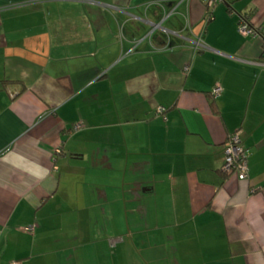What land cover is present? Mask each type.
Masks as SVG:
<instances>
[{
  "label": "crops",
  "instance_id": "1",
  "mask_svg": "<svg viewBox=\"0 0 264 264\" xmlns=\"http://www.w3.org/2000/svg\"><path fill=\"white\" fill-rule=\"evenodd\" d=\"M214 10L0 0V264H264V0Z\"/></svg>",
  "mask_w": 264,
  "mask_h": 264
},
{
  "label": "built area",
  "instance_id": "2",
  "mask_svg": "<svg viewBox=\"0 0 264 264\" xmlns=\"http://www.w3.org/2000/svg\"><path fill=\"white\" fill-rule=\"evenodd\" d=\"M221 2L223 0H204L205 4L207 5V8L209 11L214 10L217 3ZM242 31L246 35L250 34H257L259 31L251 24V22L244 18L243 23L241 26ZM199 48H205L203 44L199 42V45L197 46ZM222 88L218 87L215 89V94L216 96L220 94ZM166 113V108L163 106H160L156 110V114H161L164 115ZM227 146V152H226V158H225V163H224V171L227 173L239 172L240 179H247L249 174H248V169H247V164L245 161V153L246 149L241 144L239 134H234L233 138L231 137L230 140L226 143ZM61 150H58V153H60ZM17 264V263H13Z\"/></svg>",
  "mask_w": 264,
  "mask_h": 264
},
{
  "label": "trees",
  "instance_id": "3",
  "mask_svg": "<svg viewBox=\"0 0 264 264\" xmlns=\"http://www.w3.org/2000/svg\"><path fill=\"white\" fill-rule=\"evenodd\" d=\"M214 14H215V10H211V11L208 12L207 23L210 22V21L214 18ZM245 18L248 19V20L250 21L249 17H245ZM250 22H251V21H250ZM197 50H198L199 53H200V52H202L203 49L197 47ZM214 109L216 110V107H215Z\"/></svg>",
  "mask_w": 264,
  "mask_h": 264
},
{
  "label": "bare ground",
  "instance_id": "4",
  "mask_svg": "<svg viewBox=\"0 0 264 264\" xmlns=\"http://www.w3.org/2000/svg\"><path fill=\"white\" fill-rule=\"evenodd\" d=\"M218 87H221V86L218 85V86L215 87L214 90H213V95H214V96H216V94H215V89L218 88ZM221 88H222V87H221ZM221 92H222V90H221ZM221 92H220V94H221ZM220 94H219V95H220ZM238 134H239V133H238ZM233 136H234V135H232L231 137L233 138ZM239 138H240V142H241V144H243V146L245 147V145H244V143H243V141H242V139H241V137H240V134H239ZM226 152H227V146H226V148H225V153H226ZM246 158H247V151H246V153H245V161H246ZM246 164H247V161H246Z\"/></svg>",
  "mask_w": 264,
  "mask_h": 264
}]
</instances>
